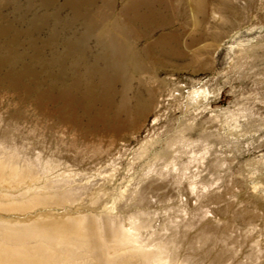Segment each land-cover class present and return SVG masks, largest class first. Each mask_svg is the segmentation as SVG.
<instances>
[{"label":"rangeland","instance_id":"374dc122","mask_svg":"<svg viewBox=\"0 0 264 264\" xmlns=\"http://www.w3.org/2000/svg\"><path fill=\"white\" fill-rule=\"evenodd\" d=\"M2 60L0 223L86 237L43 264H264V0H0Z\"/></svg>","mask_w":264,"mask_h":264},{"label":"bare ground","instance_id":"6f19581e","mask_svg":"<svg viewBox=\"0 0 264 264\" xmlns=\"http://www.w3.org/2000/svg\"><path fill=\"white\" fill-rule=\"evenodd\" d=\"M136 15H138L139 20H143L149 17V14H146L145 11H138ZM144 15H146L147 17H145ZM145 23H148V19H146ZM0 62L3 65L0 71L8 72L9 74L14 73L16 71L17 65L19 64L17 61L7 62L6 60H2ZM24 69L25 67L18 68V70ZM76 80L77 79H74L72 82H75ZM29 224L30 226H28L27 228H23L22 226L18 227L13 224L9 225L8 223H0V264H43L50 262L51 260L48 259L44 250V246L47 245H54V259L62 258L64 253L68 257H76V248L79 245L86 246V237L83 240L82 238H80V240L78 241H73V238L67 235V230L65 229L67 227H65L64 225H57V228L55 226L39 225L32 222H30ZM55 229H58L59 232H61V235L58 236L55 233ZM20 236H33L35 238L39 237L40 240H46L47 244L46 242L43 243L39 241H36L35 245L24 244L22 243L23 239H21ZM58 239L61 240L58 241ZM58 242H61L62 244L59 248L56 247V243ZM49 255L52 256V254ZM143 257L150 258L152 257V255L143 254ZM157 259H161V257Z\"/></svg>","mask_w":264,"mask_h":264}]
</instances>
